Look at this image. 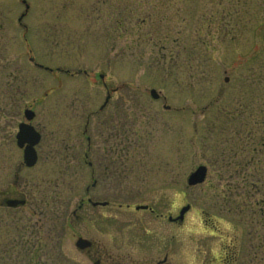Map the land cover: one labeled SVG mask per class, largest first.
Wrapping results in <instances>:
<instances>
[{"label":"rangeland","instance_id":"obj_1","mask_svg":"<svg viewBox=\"0 0 264 264\" xmlns=\"http://www.w3.org/2000/svg\"><path fill=\"white\" fill-rule=\"evenodd\" d=\"M22 195L0 264H94L77 237L133 264H264V0H0V201Z\"/></svg>","mask_w":264,"mask_h":264},{"label":"water","instance_id":"obj_2","mask_svg":"<svg viewBox=\"0 0 264 264\" xmlns=\"http://www.w3.org/2000/svg\"><path fill=\"white\" fill-rule=\"evenodd\" d=\"M102 77V75H100ZM150 95L154 98L158 97V93L154 89H150ZM109 94L106 96L104 104L108 101ZM103 104V105H104ZM168 108V106H165ZM23 114L26 120H31L34 116V112L28 108L24 109ZM40 134L28 123L20 122L18 124V131L16 133V144L18 147L23 149V162L27 166H32L36 162V151L34 146L39 142ZM206 176V167L204 165H198L194 170H192L186 179V183L189 186L200 184L204 181ZM19 202H23V200L16 199H8L6 204L8 206H16ZM93 205L101 204L105 205L106 202H92ZM136 209L147 208L146 205H136ZM190 205L185 204L180 207L176 216L169 217L170 221L181 222L183 220L184 214L189 210ZM90 241L88 239L78 237L75 241V246L78 249H84L90 246Z\"/></svg>","mask_w":264,"mask_h":264},{"label":"flooded vegetation","instance_id":"obj_3","mask_svg":"<svg viewBox=\"0 0 264 264\" xmlns=\"http://www.w3.org/2000/svg\"><path fill=\"white\" fill-rule=\"evenodd\" d=\"M205 20V21H204ZM204 23L200 26V28L198 29V31H204V36L208 37L209 35V31L211 29V25L214 23V19L212 16L204 19ZM202 21V22H203ZM175 34L177 35L179 33V30L177 29V23H176V20H175ZM225 81H227V77L224 78ZM104 84V82H103ZM105 85V84H104ZM120 87H114L111 89V93L113 92H116ZM108 91L110 90H107L106 89V92L108 93ZM118 150L120 149L122 152H125L127 151L128 147H107V153H113V150ZM95 168H91V175L93 176L95 174ZM93 181L95 182V184L92 186H96V179H93ZM8 198H18V199H21L23 200V202H19L20 205L24 206L26 204V198L22 195L20 197H16V196H13V197H5L3 198L1 201H0V204H4L6 205V201L8 200ZM20 200V201H21ZM109 205V203H108ZM106 205V206H108ZM22 206H17V207H12V209H17L18 207H22ZM100 206V205H98ZM106 206H102V207H106ZM130 205H126V208H129ZM118 207L120 208V204L118 205ZM11 208V207H10ZM143 211H149L150 213H154L155 210L153 208H146V209H141ZM168 216L169 215H166L164 213H161V212H156L154 213V219H163V220H166L169 224H175V222H169L168 221ZM93 246H97L96 249H93ZM105 248V247H104ZM230 248V247H228ZM83 251H86L88 255L91 256V254H94L96 256H98V258L94 261V264H100L101 262H105L106 264H125V263H130V264H133L134 263V260L133 259H130L128 261L125 260V258H130V256H118V255H115L113 254L111 251L107 250L105 248L104 252L102 251V248L100 247V245H94V242L91 241V244L90 246L83 250ZM93 252V253H92ZM224 254V253H223ZM229 256L227 258H224V256L222 257L221 259V264H233L234 263V260L236 258V256L233 255V250L229 249V252H228ZM167 262V253L165 252L163 258L161 260H158L156 261L155 264H165Z\"/></svg>","mask_w":264,"mask_h":264}]
</instances>
